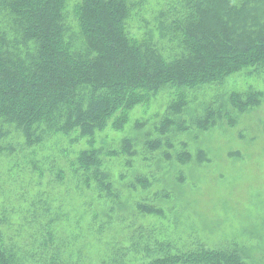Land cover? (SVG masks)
<instances>
[{
    "label": "trees",
    "instance_id": "1",
    "mask_svg": "<svg viewBox=\"0 0 264 264\" xmlns=\"http://www.w3.org/2000/svg\"><path fill=\"white\" fill-rule=\"evenodd\" d=\"M65 3L0 0V155L21 158L22 166L27 165L35 177L47 179V183L66 180L72 184L75 180L91 187L94 182L98 197L113 192L112 176L103 168L101 150L95 148L97 133L109 125L123 129L136 105L164 90H175L169 115L159 128L165 136L174 125L171 117L188 106V91L222 86L242 71L264 68V0L177 1L171 24L159 23L162 35L168 31L178 41L179 51L171 55H164L151 37L137 39L130 34L133 8L129 0H80L74 17L81 47L73 50L65 41ZM259 98V92L233 93L227 99L230 111L224 103L217 109L207 107L194 126L205 131L233 110L239 114L249 111ZM50 138L69 143L84 139L87 148L67 166H60L55 157L35 156L41 149L36 148ZM162 143L157 139L146 145L154 151ZM23 148L30 149L29 157L18 153ZM131 149V141L125 139L119 152L108 155H131ZM143 183L149 185L146 180ZM57 201L47 188L31 199L25 214L45 225L27 238H21L20 230L7 236L3 230L9 231L11 226L1 212L0 264H71L70 258L62 257L72 235L55 233L54 224L67 220L56 210ZM154 212L147 209L149 214ZM74 240L78 238L74 236ZM149 244L134 249L139 253L135 256L144 258L138 263L116 259L110 264H245L237 251L203 247L183 251L167 241ZM134 250L131 246L128 252Z\"/></svg>",
    "mask_w": 264,
    "mask_h": 264
},
{
    "label": "rangeland",
    "instance_id": "2",
    "mask_svg": "<svg viewBox=\"0 0 264 264\" xmlns=\"http://www.w3.org/2000/svg\"><path fill=\"white\" fill-rule=\"evenodd\" d=\"M79 1L65 3V41L73 50L81 47L74 17ZM177 1L129 0L133 8L130 34L137 39L151 37L164 55L179 51L173 34L162 35L159 29L161 22L171 24ZM258 92V105L249 111L239 114L233 110L230 117H221L205 131L194 126L207 107L217 109L224 103L230 111L227 99L231 94ZM176 93L164 90L150 97L130 111L123 129L109 125L95 135V148L101 150L103 168L113 182V192L101 193V197L94 182L91 187L75 180L72 184L66 180L47 183V179L35 177L27 165L22 166L21 158L0 155V214L4 212L11 226L9 231L3 230L6 235L20 230L21 238H27L45 225L25 212L38 191L47 188L58 198L56 210L67 217L54 227L55 233L72 235L62 257L70 258L71 264L78 260L80 264H110L116 259L137 262L144 259L135 256L138 244L152 246L156 241L170 242L183 251L198 247L237 251L245 264H264V68L242 71L222 86L188 91V106L171 117L174 125L165 136L160 135V124L169 115ZM125 139L131 141L132 154L109 156V152L120 151ZM157 139L163 143L153 151L146 144ZM42 147L36 148L41 149L35 156L50 155L60 166H67L87 143L84 139L69 143L50 138ZM17 151L30 156V149ZM62 151L67 154L63 156ZM148 208L155 212L147 213ZM131 246L134 251L128 252Z\"/></svg>",
    "mask_w": 264,
    "mask_h": 264
}]
</instances>
